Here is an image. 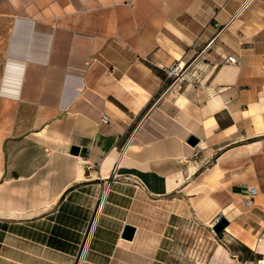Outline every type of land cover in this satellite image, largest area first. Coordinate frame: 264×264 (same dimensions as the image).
Returning <instances> with one entry per match:
<instances>
[{"label": "crops", "instance_id": "crops-1", "mask_svg": "<svg viewBox=\"0 0 264 264\" xmlns=\"http://www.w3.org/2000/svg\"><path fill=\"white\" fill-rule=\"evenodd\" d=\"M175 64L179 76L168 77ZM115 176L155 197L213 203L230 224L248 212V231L223 233L248 251L245 264H260L264 0H0V220L50 211L77 186ZM102 214L79 264H128L137 227L132 241L120 237L125 221L104 241ZM62 240L8 233L0 264H74L78 240ZM239 257L218 245L209 264Z\"/></svg>", "mask_w": 264, "mask_h": 264}, {"label": "rangeland", "instance_id": "rangeland-1", "mask_svg": "<svg viewBox=\"0 0 264 264\" xmlns=\"http://www.w3.org/2000/svg\"><path fill=\"white\" fill-rule=\"evenodd\" d=\"M105 190L108 191L105 203L83 258L95 242L99 218H104L102 213L105 212L111 217H105L109 231L103 233L104 241L112 242L115 231L124 221L138 229L137 240L140 245L129 248L123 256L128 264H158V261L161 264H209L218 245L224 246L232 259L234 256H240V261L246 259L242 264L250 259L239 240L228 233H223V238L219 237L212 230V224L219 215L216 214L215 204L189 202L185 192L155 197L145 187L141 190L133 180L116 176L77 186L50 211L0 220V237L18 233L50 243L62 242V238L77 239L78 245L74 252V264H77ZM243 216V222H239L235 214L231 213L229 218L232 223L229 226L240 228L241 232H244V228L248 231L250 214L245 212ZM32 217L35 218L32 221H15L16 218L24 220ZM235 222L240 226L233 224ZM246 240L253 243L256 238Z\"/></svg>", "mask_w": 264, "mask_h": 264}, {"label": "water", "instance_id": "water-1", "mask_svg": "<svg viewBox=\"0 0 264 264\" xmlns=\"http://www.w3.org/2000/svg\"><path fill=\"white\" fill-rule=\"evenodd\" d=\"M197 142L198 140L194 136H189L187 139V143L191 146H195ZM78 150L79 149L77 147L72 146L70 149V153L76 155L78 153ZM228 225L229 221L224 216H218L217 220L212 224V230L217 236L221 237L225 227H227ZM135 229V226L125 224L123 226L120 237L124 240L132 241L135 234Z\"/></svg>", "mask_w": 264, "mask_h": 264}, {"label": "built area", "instance_id": "built-area-1", "mask_svg": "<svg viewBox=\"0 0 264 264\" xmlns=\"http://www.w3.org/2000/svg\"><path fill=\"white\" fill-rule=\"evenodd\" d=\"M214 28L217 30V32H219L221 30V26L217 22L214 23ZM214 38H215V36L211 39L209 44L214 40ZM225 62L231 63V64H236V65L240 64V60L235 58L234 56H227L226 59H225ZM181 69H182V67L179 64H175L171 68H169V70L167 71V76L168 77H178ZM171 85L172 84H170L167 87V89H169ZM172 92L174 93L175 90H172ZM100 121L103 122V123H107L109 121V119H108V117L105 114H102L101 118H100ZM132 135H133V132L120 145V147H119V157H122L125 154V152L127 150V146L129 144L130 140L132 139ZM250 195H252V193H250ZM262 238H264V231L260 235V237L257 239V241H260ZM78 263H79V261L77 262V264Z\"/></svg>", "mask_w": 264, "mask_h": 264}, {"label": "bare ground", "instance_id": "bare-ground-1", "mask_svg": "<svg viewBox=\"0 0 264 264\" xmlns=\"http://www.w3.org/2000/svg\"><path fill=\"white\" fill-rule=\"evenodd\" d=\"M182 67V66H181ZM81 174V173H80ZM80 177V179L79 180H82V179H84L81 175H79ZM154 184H156V183H154ZM156 187V186H155ZM107 190H105L104 191V195H103V197H102V199H101V202L99 203V205H98V208H97V213H96V215H95V217H94V219H93V222H92V224H91V229H90V233L88 234V237L86 238V241H85V246L88 244V242H89V240H90V236H91V233H92V231H93V229H94V227H95V225H96V222H97V219H98V216L100 215V212H101V209H102V207H103V205H104V201H105V198H106V195H107ZM227 230V229H226ZM83 253V252H82ZM81 257H82V254H81V256H80V259H81ZM264 257V256H263ZM80 262V261H79ZM79 264V263H78ZM260 264H264V258L260 261Z\"/></svg>", "mask_w": 264, "mask_h": 264}]
</instances>
